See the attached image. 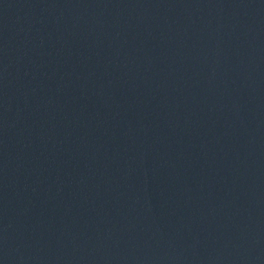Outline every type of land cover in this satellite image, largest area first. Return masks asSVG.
I'll return each instance as SVG.
<instances>
[{
    "label": "water",
    "instance_id": "1",
    "mask_svg": "<svg viewBox=\"0 0 264 264\" xmlns=\"http://www.w3.org/2000/svg\"><path fill=\"white\" fill-rule=\"evenodd\" d=\"M0 264H264V0H0Z\"/></svg>",
    "mask_w": 264,
    "mask_h": 264
}]
</instances>
